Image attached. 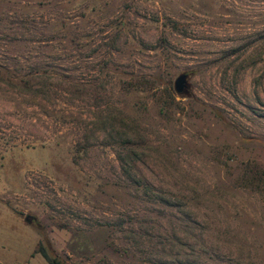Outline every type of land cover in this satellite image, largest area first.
<instances>
[{
    "label": "rangeland",
    "instance_id": "obj_1",
    "mask_svg": "<svg viewBox=\"0 0 264 264\" xmlns=\"http://www.w3.org/2000/svg\"><path fill=\"white\" fill-rule=\"evenodd\" d=\"M40 246L264 264V0H0V264Z\"/></svg>",
    "mask_w": 264,
    "mask_h": 264
},
{
    "label": "water",
    "instance_id": "obj_2",
    "mask_svg": "<svg viewBox=\"0 0 264 264\" xmlns=\"http://www.w3.org/2000/svg\"><path fill=\"white\" fill-rule=\"evenodd\" d=\"M188 90V75L179 74L174 80V91L177 95H184Z\"/></svg>",
    "mask_w": 264,
    "mask_h": 264
},
{
    "label": "trees",
    "instance_id": "obj_3",
    "mask_svg": "<svg viewBox=\"0 0 264 264\" xmlns=\"http://www.w3.org/2000/svg\"><path fill=\"white\" fill-rule=\"evenodd\" d=\"M39 252L49 264H63L57 257L51 256L43 246H40Z\"/></svg>",
    "mask_w": 264,
    "mask_h": 264
}]
</instances>
